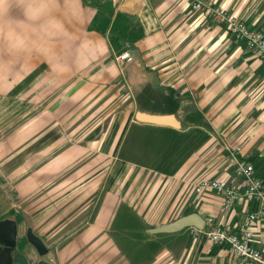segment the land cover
Masks as SVG:
<instances>
[{"label": "crops", "instance_id": "crops-1", "mask_svg": "<svg viewBox=\"0 0 264 264\" xmlns=\"http://www.w3.org/2000/svg\"><path fill=\"white\" fill-rule=\"evenodd\" d=\"M190 1L63 0L53 11L57 32L34 52L28 34L16 44L0 39V94L20 95L33 111L0 138V221L62 239L60 254L98 239L115 244L110 233L122 205L145 225L199 213L240 229L253 203L243 198L223 210L221 194L200 195L194 184L240 181L226 160L233 145L264 180V60ZM215 1L264 28V0ZM24 21L29 29V11ZM127 51L133 61L122 64ZM137 112L173 115L178 125L142 122ZM147 178L155 199L131 200ZM149 229L127 230L150 250L128 255L116 244L121 264H244L227 247L189 238L186 228ZM254 230L264 252V221Z\"/></svg>", "mask_w": 264, "mask_h": 264}, {"label": "rangeland", "instance_id": "rangeland-1", "mask_svg": "<svg viewBox=\"0 0 264 264\" xmlns=\"http://www.w3.org/2000/svg\"><path fill=\"white\" fill-rule=\"evenodd\" d=\"M62 4L63 0H4V3L0 5V39L8 37L9 39H13L16 44V41L23 36V33L28 34L31 39V46L29 49L34 52V50L38 48L37 41H45L46 37L48 38L50 34L57 32L53 22V11L55 9H59V6ZM22 9H24V15H22ZM28 11L29 29L24 30L22 23L26 22L24 20ZM43 12H46V19L43 18L42 14L40 16L38 15ZM6 13H9L7 17ZM11 13L12 15H10ZM38 17H40V20ZM14 47L17 49V45ZM45 48L48 50L47 46H45ZM32 113L33 111L31 109L29 111L28 109L22 108L20 95L16 97V94H14L13 99L10 101L7 100L5 96L0 94V138L14 129L17 124L22 122V120H25L28 114L31 115ZM130 136L131 134L128 136V139ZM145 141L142 140L141 143H144ZM145 144L149 146L147 143ZM125 149H127V146ZM132 178H134V176H131L128 180V182L131 181V184L133 181ZM149 186L150 179H143V185L141 186V184H138L136 186L130 196V199L137 200L140 198L143 202L152 198V194H154L155 191L147 189ZM159 191L160 190L156 191L157 195L160 193ZM184 191L189 192L188 189H185ZM154 199L155 197L153 196L151 201ZM141 225L143 226V229H145L147 226L152 228L160 224L153 222L145 225L144 221L138 218L134 212L129 211V208L126 205H122L110 233L114 237L113 240L115 241V244L112 242V239H109V242L104 244V246H98L101 243V239H98L91 247L87 246L81 249V251L77 254H60L58 253L61 249V244L59 242L62 239L44 238V241L49 248V253L41 256L37 252L36 248H34V246L29 242L28 231L24 229L18 230V250L28 257L31 264H37L40 261H48L53 264H121L123 263L121 260L122 254H119V250L115 246L116 244L119 245L120 248L124 250V253L128 255H137V253H139L140 255L142 254L145 256L149 252L150 248H147L143 244L145 239L138 237L133 238L129 236V233L127 232V230L129 231L131 228H138ZM190 229L191 227H188L185 230L187 232L186 235L189 236V238L193 237V233ZM133 234L136 233L133 232ZM187 236L185 239H188ZM148 237L150 236H146V238ZM61 243L63 244V242ZM162 260L166 261L165 259Z\"/></svg>", "mask_w": 264, "mask_h": 264}, {"label": "built area", "instance_id": "built-area-1", "mask_svg": "<svg viewBox=\"0 0 264 264\" xmlns=\"http://www.w3.org/2000/svg\"><path fill=\"white\" fill-rule=\"evenodd\" d=\"M190 7L194 12L204 11L218 23L227 25L237 42L246 43L256 58L264 60V28H251L215 0H191ZM119 60L122 64L124 61L132 62L133 56L127 51ZM226 152V160L240 181L202 178L194 184L195 191L200 195L208 192L221 194L223 210H230L243 198L253 203L255 208L246 215L238 231L217 225L215 219L209 217L203 230L192 227L193 234L227 247L244 264H264V252L254 245V224L264 221V180L258 176L255 165L242 157L241 145L227 146Z\"/></svg>", "mask_w": 264, "mask_h": 264}, {"label": "water", "instance_id": "water-1", "mask_svg": "<svg viewBox=\"0 0 264 264\" xmlns=\"http://www.w3.org/2000/svg\"><path fill=\"white\" fill-rule=\"evenodd\" d=\"M136 117L139 121L167 125L176 124L173 115H153L144 112H137ZM206 226V220L199 213H190L182 216L170 223L160 224L149 229L152 234L157 233H174L188 227H194L203 230ZM18 222L12 218H6L0 221V264H31L24 253H16L18 248ZM28 240L41 255H47L49 248L42 238L37 236L32 228L28 229ZM38 264H53L48 261H42Z\"/></svg>", "mask_w": 264, "mask_h": 264}, {"label": "flooded vegetation", "instance_id": "flooded-vegetation-1", "mask_svg": "<svg viewBox=\"0 0 264 264\" xmlns=\"http://www.w3.org/2000/svg\"><path fill=\"white\" fill-rule=\"evenodd\" d=\"M16 253H20V251L18 250V248L15 249V254H16ZM40 262H42V261H40ZM40 262H38V263H40ZM38 263H37V264H38Z\"/></svg>", "mask_w": 264, "mask_h": 264}, {"label": "clouds", "instance_id": "clouds-1", "mask_svg": "<svg viewBox=\"0 0 264 264\" xmlns=\"http://www.w3.org/2000/svg\"><path fill=\"white\" fill-rule=\"evenodd\" d=\"M4 3V0H0V5H2Z\"/></svg>", "mask_w": 264, "mask_h": 264}]
</instances>
